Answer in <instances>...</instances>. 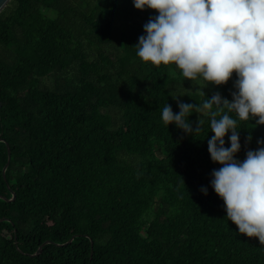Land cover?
Returning a JSON list of instances; mask_svg holds the SVG:
<instances>
[{
	"label": "trees",
	"instance_id": "trees-1",
	"mask_svg": "<svg viewBox=\"0 0 264 264\" xmlns=\"http://www.w3.org/2000/svg\"><path fill=\"white\" fill-rule=\"evenodd\" d=\"M0 101V264H264V0H11Z\"/></svg>",
	"mask_w": 264,
	"mask_h": 264
},
{
	"label": "rangeland",
	"instance_id": "rangeland-1",
	"mask_svg": "<svg viewBox=\"0 0 264 264\" xmlns=\"http://www.w3.org/2000/svg\"><path fill=\"white\" fill-rule=\"evenodd\" d=\"M182 81V80H181ZM212 88L208 85V80L203 72L198 74H189L183 79L181 91L177 92L180 96L186 95L190 92H211Z\"/></svg>",
	"mask_w": 264,
	"mask_h": 264
},
{
	"label": "water",
	"instance_id": "water-1",
	"mask_svg": "<svg viewBox=\"0 0 264 264\" xmlns=\"http://www.w3.org/2000/svg\"><path fill=\"white\" fill-rule=\"evenodd\" d=\"M10 1L11 0H0V13L9 4ZM1 107H2V102L0 101V108ZM2 141H3V139H0V142H2ZM11 159H12V154H11L10 147L8 145V161H7L6 165H5V167L3 168V177H4V179H5L6 182H7L6 171H7L8 167H9V165L11 163ZM7 185L9 187L8 182H7ZM13 199H14V197L12 199H10V200H8V199H5V200L6 201H12ZM3 220H5V219H3ZM72 240L73 239H71L69 242H71Z\"/></svg>",
	"mask_w": 264,
	"mask_h": 264
}]
</instances>
